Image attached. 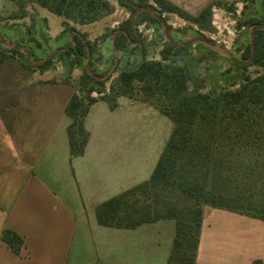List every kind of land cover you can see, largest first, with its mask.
I'll return each instance as SVG.
<instances>
[{
  "label": "trees",
  "instance_id": "16d2710c",
  "mask_svg": "<svg viewBox=\"0 0 264 264\" xmlns=\"http://www.w3.org/2000/svg\"><path fill=\"white\" fill-rule=\"evenodd\" d=\"M6 1L16 7L9 17L12 19L25 17L29 4L63 18L64 29L72 33L63 52L72 56V66L88 60L77 81L69 77L59 81L75 89L64 108L69 119L66 135L70 160L84 153L89 137L84 119L97 101L114 110L117 99L127 97L148 104L172 123L149 177L95 207L99 226L134 229L172 220L174 236L165 264H195L205 207L264 221V24L249 21L254 26L251 41L240 49L242 58L261 70L253 78L245 77L235 89L218 93H202L198 87L190 90L191 72L182 61L190 42L182 44L165 34L158 60L141 59L134 67L119 70L106 91L108 79L103 80L92 69L94 44L68 22L84 25L111 14L114 8L107 0ZM116 1L128 17L103 37L111 40L113 51L122 53L143 50L144 41L137 27L166 26L164 13L176 14L208 30L212 9L227 4L210 1L192 15L168 0ZM18 55L21 52L17 48L0 53V113L19 103L30 85L27 81L32 71L44 73L52 61L47 58L32 66L19 60ZM0 241L14 255L20 254L23 240L14 231L3 230ZM250 264L264 262L256 259Z\"/></svg>",
  "mask_w": 264,
  "mask_h": 264
},
{
  "label": "crops",
  "instance_id": "0c3cea01",
  "mask_svg": "<svg viewBox=\"0 0 264 264\" xmlns=\"http://www.w3.org/2000/svg\"><path fill=\"white\" fill-rule=\"evenodd\" d=\"M168 1L195 14L210 1L242 0ZM44 10L45 18L56 16ZM62 22L51 38L62 33ZM107 44L111 49V40ZM28 83L19 103L0 113V235L9 229L23 240L19 255L0 241V264H165L174 221L116 229L99 226L94 216L97 205L153 170L158 150L109 123L122 107L150 106L127 97H119L114 110L95 102L84 119V153L70 160L64 108L75 90L52 77ZM256 259L264 262V221L205 207L195 264Z\"/></svg>",
  "mask_w": 264,
  "mask_h": 264
},
{
  "label": "rangeland",
  "instance_id": "374dc122",
  "mask_svg": "<svg viewBox=\"0 0 264 264\" xmlns=\"http://www.w3.org/2000/svg\"><path fill=\"white\" fill-rule=\"evenodd\" d=\"M107 1L114 10L112 14L98 19L96 23H87L90 25L84 27L81 24L68 22L94 44L92 69L102 75L103 80L108 79L104 84L106 91L119 70L134 67L141 59L158 60L160 50L164 45L165 34L182 44L190 42L187 51L182 56V61L191 72L192 80L188 82L190 90L198 87L202 93L211 91L218 93L224 89H235L245 77L253 78L261 70L260 67L250 65L248 60H244L240 49H244L251 41L254 26H251L249 21L255 19L264 24V0H242L215 6L212 9L211 24L208 30L200 29L176 14L164 13L162 17H165L166 26L143 24L137 27L144 41L143 50L136 49L125 53L109 49L108 38H104L103 34L125 20L128 12L120 7L116 0ZM16 11L13 3L0 0V53H6V50L10 48H17L21 52V55L17 56L19 60L32 66L38 65L47 58H52L47 74L35 69L27 82L35 78L42 79V77H52L59 81L69 77L71 81H77L88 60L85 59L78 65L72 66V56L63 52L71 42L72 33L65 30L61 24L62 33L56 38L50 36L57 31L63 18L50 15V21L44 17L47 15L46 11L36 4L27 6L25 17L9 18ZM190 14L196 15L197 13ZM200 41L218 44L230 56L211 53ZM132 46L136 45L132 44ZM182 61L177 63L181 64ZM92 96L97 95L93 93ZM39 98H41L40 95ZM120 114V117L116 116L109 123H117L118 132L121 134L141 135L145 140L144 145L151 144L153 149L155 147L158 150V158L171 132V121L148 106L122 107ZM141 180L144 181L146 178Z\"/></svg>",
  "mask_w": 264,
  "mask_h": 264
},
{
  "label": "water",
  "instance_id": "95a60500",
  "mask_svg": "<svg viewBox=\"0 0 264 264\" xmlns=\"http://www.w3.org/2000/svg\"><path fill=\"white\" fill-rule=\"evenodd\" d=\"M200 43L202 45H204L206 48H208L209 50L211 51H214L220 55H223L225 57H229V53L223 49L222 47H220L218 44H211V43H208V42H205V41H200Z\"/></svg>",
  "mask_w": 264,
  "mask_h": 264
},
{
  "label": "built area",
  "instance_id": "2783aa9c",
  "mask_svg": "<svg viewBox=\"0 0 264 264\" xmlns=\"http://www.w3.org/2000/svg\"><path fill=\"white\" fill-rule=\"evenodd\" d=\"M143 25V24H142ZM139 26H141V25H139Z\"/></svg>",
  "mask_w": 264,
  "mask_h": 264
}]
</instances>
